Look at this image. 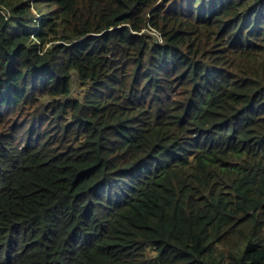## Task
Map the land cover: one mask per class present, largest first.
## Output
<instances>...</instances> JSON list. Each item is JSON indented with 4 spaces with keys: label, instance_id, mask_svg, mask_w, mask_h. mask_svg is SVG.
Wrapping results in <instances>:
<instances>
[{
    "label": "trees",
    "instance_id": "1",
    "mask_svg": "<svg viewBox=\"0 0 264 264\" xmlns=\"http://www.w3.org/2000/svg\"><path fill=\"white\" fill-rule=\"evenodd\" d=\"M0 264H264V0H0Z\"/></svg>",
    "mask_w": 264,
    "mask_h": 264
},
{
    "label": "rangeland",
    "instance_id": "2",
    "mask_svg": "<svg viewBox=\"0 0 264 264\" xmlns=\"http://www.w3.org/2000/svg\"><path fill=\"white\" fill-rule=\"evenodd\" d=\"M6 12V11H5ZM157 37H159V40L161 41V37L159 36V34L158 33H156L155 34ZM76 89H77V87H76Z\"/></svg>",
    "mask_w": 264,
    "mask_h": 264
}]
</instances>
